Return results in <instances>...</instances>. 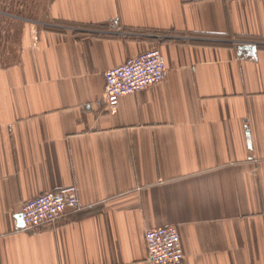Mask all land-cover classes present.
<instances>
[{"label":"crops","instance_id":"obj_1","mask_svg":"<svg viewBox=\"0 0 264 264\" xmlns=\"http://www.w3.org/2000/svg\"><path fill=\"white\" fill-rule=\"evenodd\" d=\"M61 23L0 60V264H264V0H54ZM159 48L161 84L105 100V72ZM254 48H257L255 51ZM79 210L26 231L24 204Z\"/></svg>","mask_w":264,"mask_h":264},{"label":"built area","instance_id":"obj_2","mask_svg":"<svg viewBox=\"0 0 264 264\" xmlns=\"http://www.w3.org/2000/svg\"><path fill=\"white\" fill-rule=\"evenodd\" d=\"M168 67L159 48H153L128 59L119 67L105 72V100L115 106L123 97L161 84ZM78 189L69 186L48 192L24 204L20 212L23 228L34 231L64 218L67 211L79 210ZM148 259L156 264H182L185 252L180 232L175 227L149 229L144 235Z\"/></svg>","mask_w":264,"mask_h":264},{"label":"rangeland","instance_id":"obj_3","mask_svg":"<svg viewBox=\"0 0 264 264\" xmlns=\"http://www.w3.org/2000/svg\"><path fill=\"white\" fill-rule=\"evenodd\" d=\"M54 0H0V60L10 62L18 55L26 34L53 28L50 9Z\"/></svg>","mask_w":264,"mask_h":264},{"label":"water","instance_id":"obj_4","mask_svg":"<svg viewBox=\"0 0 264 264\" xmlns=\"http://www.w3.org/2000/svg\"><path fill=\"white\" fill-rule=\"evenodd\" d=\"M254 50L256 51V50H257V48H254Z\"/></svg>","mask_w":264,"mask_h":264}]
</instances>
